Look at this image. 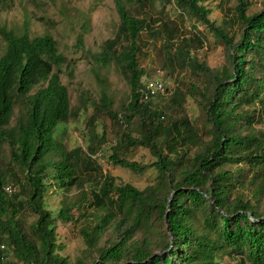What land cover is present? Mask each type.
Listing matches in <instances>:
<instances>
[{
  "label": "trees",
  "instance_id": "16d2710c",
  "mask_svg": "<svg viewBox=\"0 0 264 264\" xmlns=\"http://www.w3.org/2000/svg\"><path fill=\"white\" fill-rule=\"evenodd\" d=\"M155 1L113 0L119 18L117 34L104 43L99 54L103 64L114 61L128 73L130 101L124 110L131 116L125 117L137 116L142 133L138 141L126 135L128 145L148 148L156 158V183L141 191L129 184L115 187L114 179L101 174L89 156L76 170L71 155L77 158V153L63 152L53 139L56 126L75 116L66 89L52 72L63 63L62 56L57 55L50 37L4 35L7 49L0 58V111H7L12 92L21 109L11 131L0 133V146H8L10 165L16 168L15 172L0 169V244L6 245L17 263L68 264L57 252L61 246L56 244L55 222L60 220L81 224L78 233L88 249L95 247L110 225L118 235L108 247L98 248L97 258L90 262L78 259L74 264H219L217 254L223 251L241 264H264V209L259 211L257 204L264 189V130L255 131L249 124L253 111L264 114V9L248 16L247 1L237 0L235 19L243 32L240 41L233 43L223 29L209 22L202 0H173L229 50L231 70L219 75L189 54L194 44L203 47L200 34H192L175 47V56L184 67L198 78L213 81L205 97L210 128L203 133L210 139L204 141L186 119L164 125L163 113L139 102L144 72L137 66V40L142 31L155 32V19H148L150 25L140 12L141 17L131 15L128 6L137 3L141 9ZM177 33L175 28L171 38ZM32 88H37L35 93L27 96ZM173 98L182 101L184 94L175 90ZM101 107L107 109V104ZM107 114L112 120L117 116ZM193 147L196 151L191 156ZM167 148L184 154L164 152ZM109 160L142 171L116 155ZM78 170L87 172L94 186L88 195L82 193L72 205L64 203L57 215L51 216L43 206L47 182L53 180L59 188L78 185ZM7 179L19 186L18 195H4L2 186ZM74 209L75 218L71 214ZM24 210L37 217L29 227L21 217ZM160 222L162 231L157 226ZM138 233L141 238L129 242ZM159 235L165 243L152 251L158 243L153 237ZM2 254L0 251V264Z\"/></svg>",
  "mask_w": 264,
  "mask_h": 264
},
{
  "label": "rangeland",
  "instance_id": "374dc122",
  "mask_svg": "<svg viewBox=\"0 0 264 264\" xmlns=\"http://www.w3.org/2000/svg\"><path fill=\"white\" fill-rule=\"evenodd\" d=\"M246 1L249 4L246 13L248 16L264 9V0ZM237 4V0H202V5L209 11L207 17L209 22L213 23L214 27L223 29L227 36L232 38L233 43L240 41L243 32L242 25L235 19ZM128 8L130 14L135 17H141L138 13L140 12L147 23L149 18L155 19V32L149 34L142 31L137 40L139 48L137 66L144 72L141 82L153 78L156 71H159L158 75L167 89V95L152 100L150 108L164 114L162 120L164 125L186 119L197 131V137H203L204 131L210 128L207 124L205 97L209 96L213 81L198 78L189 71V68L184 67V62L175 56V47L182 46L183 40L192 34H200L205 40L202 42L203 47L194 44L190 47L189 54L198 63L204 64L219 75L231 70L228 48L199 20L179 9L173 0H161L159 3L156 0L153 6H145L141 9H138L137 3H134ZM164 24L166 29L162 26ZM118 25L119 18L113 0H1L0 2V29L12 31L17 35L27 32L31 38L48 34L55 41L58 52L64 57L65 62L59 68V84L66 87L70 108L75 116L56 128L54 141L59 145V149L66 153H77V158L71 155V163L75 164L76 170L77 164L81 163L84 157L89 156L101 174L114 179L115 187L129 184L141 191L156 183L158 174L153 166L156 158L148 148L138 144L130 146L126 139V135L136 141L142 138L140 119L132 116L126 120L125 117L131 114L124 110L130 101V87L126 78L128 73L126 74L114 61L108 62L107 65L99 61L104 43L115 38ZM175 28L178 33L171 38L170 34L174 35ZM5 46L0 37V56L4 53ZM36 89L32 88L29 94H34ZM175 90H180L184 94V100H174ZM104 103L107 104V109L101 107ZM107 112L117 114L115 120H112ZM19 116L18 108L15 109L10 120V127L17 123ZM244 121L242 119L240 125L244 124ZM249 124L255 131L264 130V114L261 116L260 111H253L250 114ZM245 131L246 129L242 127V134ZM209 139V136H204V141ZM90 147L93 148V152L88 151ZM166 151L172 155L177 152L184 154L182 150L174 149L169 152L167 148L164 149V152ZM195 151L196 147L191 148L189 155L192 156ZM187 153L188 151L186 155ZM1 155L3 162L7 163L9 161L7 146L2 148ZM112 155L127 163L137 164L142 171L134 172L114 165L113 161L109 160ZM48 158L53 161L50 156ZM84 161L82 163L86 164L87 161ZM19 174L21 175V172ZM77 175L78 185L70 187L59 188L55 186L53 180L47 182L43 206L51 216L55 217L64 203L72 205L82 198V193L88 195L94 186L95 182L93 180L90 183L87 172L78 170ZM6 183L12 184L9 181ZM13 185L18 191L17 184ZM262 192L257 202L259 211L264 209V189ZM246 196L255 203L250 193ZM24 211L21 217L25 218L26 226L29 227L37 217ZM71 214L75 218L76 210H72ZM80 226L81 224L75 221L63 223L56 220L55 222L56 244L61 246V250L57 252L67 260L68 264H74L78 259L90 262L97 258L98 248L108 247L109 242L117 239L118 236L114 232L113 225H110L104 230L95 247L88 249L79 236ZM157 226L159 230H163L161 222ZM140 238L141 233L135 234L129 242ZM153 238L158 243L157 247L154 243L151 250L157 251L163 247L165 239H162L161 235ZM2 245L6 246L3 243ZM6 250L7 248L2 256H6L8 263L19 264L10 250L7 252ZM217 262L241 264L237 258L227 254V251L217 254Z\"/></svg>",
  "mask_w": 264,
  "mask_h": 264
},
{
  "label": "clouds",
  "instance_id": "9594fccd",
  "mask_svg": "<svg viewBox=\"0 0 264 264\" xmlns=\"http://www.w3.org/2000/svg\"><path fill=\"white\" fill-rule=\"evenodd\" d=\"M13 35V36H15V37H21L22 35H26L29 39H33V38H35V37H33V38H31L30 36H28V34H27V32H24V33H22L21 35H17V34H15L14 32H12V31H6V30H3V29H0V37H1V39L3 40V42L6 44V46H5V51H4V53L2 54V56L5 54V52H6V49H7V42L5 41V39H4V35ZM40 37H50L52 40H53V38L50 36V35H48V34H45V35H42V36H37L36 38H40ZM53 42H54V48H55V50H56V53H57V55H61L62 56V58H63V60H64V57H63V55L61 54V53H59L58 52V49H57V47H56V43H55V41L53 40ZM64 62H65V60L63 61V63L62 64H64ZM61 64V65H62ZM60 65V66H61ZM60 68V67H59ZM59 68H56V67H54L53 69H52V72L53 73H56L58 76H59V71H60V69ZM159 71H156V74L154 75V77L153 78H150V79H147L145 82H141V87L138 89V94H139V102L140 103H145V104H150V106H151V101L152 100H154V99H156V98H158V97H160V96H166L167 95V89L165 88V86H164V84H163V81H162V79L159 77ZM151 81H158V82H160V83H162V85H163V87H164V92H163V94H156V95H154V96H152L149 100H147V101H142L141 100V91L145 88V85L148 83V82H151ZM62 87H64L65 89H66V87L65 86H63L62 85ZM66 92H67V89H66ZM30 93V92H29ZM27 94V96H30V95H32V94ZM12 94V96H11V98L9 99V102H10V105L8 106V108H7V111H5V112H3V111H0V133H5V135H6V133L8 132V131H11V129H12V127H10L9 126V123H10V120L12 119V117H13V115H14V112H15V109H18L19 108V111H20V105L18 104V103H15V97H14V92H12L11 93ZM67 98L69 99V96H68V92H67ZM69 106H70V103H69ZM70 110H71V108H70ZM72 112V111H71ZM73 113V112H72ZM9 115V117L6 119V115ZM16 118H18V116L16 117ZM73 118V117H72ZM70 119V118H69ZM161 119L163 120V117H161ZM68 120V119H67ZM67 120H65V121H63V122H60L57 126H59L60 124H62V123H64V122H66ZM17 121H18V119H17ZM15 126V125H14ZM57 126H56V128H57ZM56 128H55V130H54V133H55V131H56ZM54 133H53V139H54ZM55 140V139H54ZM5 146H7L6 144H3L2 146H0V169L1 170H3L4 172H7V171H9V170H13V172L14 171H16V168H15V166H11L10 165V158H9V161L6 163V162H3V160H2V155H1V151H2V148L3 147H5ZM7 148H8V146H7ZM77 150H80L79 148H77ZM71 151H73V150H71ZM8 152H9V148H8ZM6 181H9V179H7ZM10 183H12V184H10V185H8L7 183H5L3 186H2V192L4 193V195L7 197V198H11L13 195H18V193H19V190H20V188H19V186H18V191L13 187L14 185V183L13 182H10ZM20 198V197H19ZM1 246H3L4 247V249L2 250L1 248H0V251L1 252H4L5 251V249H6V246H4V245H2V244H0ZM0 246V247H1ZM3 255V254H2ZM3 258H6V256L4 255V256H2L1 257V260H2V263H3Z\"/></svg>",
  "mask_w": 264,
  "mask_h": 264
},
{
  "label": "built area",
  "instance_id": "2783aa9c",
  "mask_svg": "<svg viewBox=\"0 0 264 264\" xmlns=\"http://www.w3.org/2000/svg\"><path fill=\"white\" fill-rule=\"evenodd\" d=\"M164 92V87L162 83L158 81H151L148 82L145 85V88L141 91V100L142 101H147L149 100L152 96L156 94H163ZM2 250L4 249L3 246L0 247ZM2 264H9L6 258H3V263Z\"/></svg>",
  "mask_w": 264,
  "mask_h": 264
},
{
  "label": "water",
  "instance_id": "95a60500",
  "mask_svg": "<svg viewBox=\"0 0 264 264\" xmlns=\"http://www.w3.org/2000/svg\"><path fill=\"white\" fill-rule=\"evenodd\" d=\"M2 57V55L0 56V58Z\"/></svg>",
  "mask_w": 264,
  "mask_h": 264
}]
</instances>
